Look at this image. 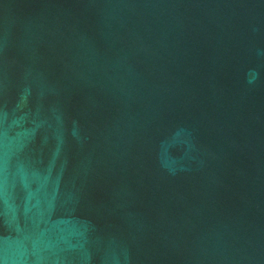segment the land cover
<instances>
[{
	"label": "water",
	"instance_id": "1",
	"mask_svg": "<svg viewBox=\"0 0 264 264\" xmlns=\"http://www.w3.org/2000/svg\"><path fill=\"white\" fill-rule=\"evenodd\" d=\"M0 264H264V0H0Z\"/></svg>",
	"mask_w": 264,
	"mask_h": 264
}]
</instances>
